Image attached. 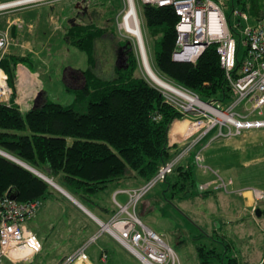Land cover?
<instances>
[{"label": "trees", "instance_id": "1", "mask_svg": "<svg viewBox=\"0 0 264 264\" xmlns=\"http://www.w3.org/2000/svg\"><path fill=\"white\" fill-rule=\"evenodd\" d=\"M253 2L230 0L229 7L255 15L259 10L256 5L250 7ZM143 12L149 30L159 38L157 74L165 81L197 92L206 102L221 106L231 103L236 94L222 67L217 44L210 45L196 63L177 62L173 52L180 17L174 7L146 4ZM88 29L71 27L66 39L92 53L93 41L102 35V29H94V37L83 36ZM129 57L127 70L121 71L118 78L105 79L91 69L82 71L85 85L75 92L72 104L63 105L46 98L22 112L18 106L0 103V148L54 176L66 189L88 202L122 176L132 174L143 182L151 179L176 154L175 144L170 143V131L182 114L166 102L159 88L135 75L137 59L132 52ZM242 60L238 51L234 77ZM28 61L27 57L19 56H7L0 61L14 91L16 67ZM194 169L193 163L177 166L164 182L163 201L167 200V192L170 202L175 197L205 198L218 192L199 193ZM50 189L51 185L42 177L0 155V196L9 192L20 202L42 200Z\"/></svg>", "mask_w": 264, "mask_h": 264}, {"label": "built area", "instance_id": "2", "mask_svg": "<svg viewBox=\"0 0 264 264\" xmlns=\"http://www.w3.org/2000/svg\"><path fill=\"white\" fill-rule=\"evenodd\" d=\"M53 1L55 0L31 3L29 0H12L0 3V15ZM141 1L148 5L172 6L179 15L180 21L176 26L178 37L173 52L175 61L196 63L210 45L217 44L222 67L236 95L230 104L221 106L217 102L202 100L197 92L178 84L176 85L181 94L193 100L192 102L186 103L180 95L163 93L166 102L175 107L182 114L183 121H186L187 127L182 135L183 148L163 163L156 174L144 184L137 188L120 190L128 196V200L120 203L115 199L117 212L109 220L111 225L115 226V231L105 229V223L100 221V230L91 237L89 243L108 233L142 264H177L175 249L159 233L145 225L137 212L138 207L158 184L166 182L189 154H194L196 167L203 173L212 170L205 164L206 147L198 145L206 136L214 134L212 141L231 139L242 136L247 131L264 128V16L258 18L255 24L237 23L232 28L225 13L230 0ZM134 4L138 13L136 0ZM233 15L245 22L250 18L245 11L238 8L233 10ZM124 16L121 28L125 30ZM237 30L240 41L234 34ZM11 42L8 32H0V61ZM242 45L246 47V51L238 75L234 77L232 74ZM12 94L8 74L0 67V103L9 101ZM213 172L217 178L199 184L198 189L201 192H229L232 180L223 179L218 171ZM250 191L255 201L264 202V191L256 188ZM42 205L41 199L20 202L9 192L0 196V264H3L4 260L13 263L29 262L42 251L41 239L26 226L27 222L38 214ZM119 224H124L127 228L124 230ZM18 252L26 253L16 256ZM75 261H89L86 246L71 255L65 264H73Z\"/></svg>", "mask_w": 264, "mask_h": 264}, {"label": "crops", "instance_id": "3", "mask_svg": "<svg viewBox=\"0 0 264 264\" xmlns=\"http://www.w3.org/2000/svg\"><path fill=\"white\" fill-rule=\"evenodd\" d=\"M9 1L12 0L0 1V3ZM66 1V7L61 6V4ZM93 1L94 0H55L24 10L6 12L0 15V32H8L14 43L11 45L9 51L7 50L2 59L7 56L27 57L29 59L28 62L19 63L17 65L15 91L12 89L13 94L5 104L9 106L13 104L18 106L22 112H27L36 105L44 102L46 98L49 99V94L46 89L54 79L52 77L53 67L48 61L45 50L49 47L48 42L51 40V37L56 38L54 36L61 33L58 28H63V25H59L58 28L55 27V31L59 32L52 34V29H50L51 23L53 22L57 25L60 22L64 24V32L61 33V38H57L59 40L64 38L63 34L67 36L70 31L69 29L74 26L88 27L91 31H89V29L86 30L83 36L94 37V35H96L93 28L95 24L92 23V19L90 21L87 15V12H93L92 4H95ZM97 2L99 3V1ZM227 9H229V7ZM79 11L81 13L79 16L81 22L75 25H69L67 28L66 23ZM53 12L57 15L56 17ZM245 12L250 16L248 22L234 16L233 11V21L232 18L226 14L232 28H234V25L237 23H241L242 25L255 24L258 16L255 18L254 14L248 11ZM55 18L57 20H55ZM85 21L86 23L84 24ZM238 40H241L240 34ZM63 42H65V38ZM81 75L83 76L82 73ZM76 76L71 78V82H73L71 84L76 83L78 80V78H75ZM70 88L74 87L70 86ZM38 96H41L39 100L37 99ZM186 125V121L180 120L175 121L172 125L170 143L175 144L173 151L176 153L180 152L183 148L182 135ZM259 130H264V128L253 131ZM253 131H248L247 133H252ZM256 133L262 134L261 137L264 138L263 131ZM213 136L214 134L206 136L198 144L199 147L209 144V147L204 151L205 161L208 157V151L213 145V142H211ZM189 163L195 165L194 171L197 187L199 184L214 178L209 172L203 173L196 167L193 153L184 158L180 164L188 165ZM245 165H247V163ZM220 166L222 167V165ZM197 171L198 173L200 172V178H197ZM39 172L52 179L55 184L72 196V198L69 197L62 190L49 183L51 189L42 199L43 205L41 209L33 219L27 222V228L35 232L41 239L43 243L42 251H44L45 246L47 247L49 242L54 243L53 252L61 250L66 242H70L72 237L79 235L80 239L77 244L72 247L70 256L80 248L86 246V253L89 256V261L87 263L75 261L73 264H132L131 255L133 254L110 234L104 233L99 236L96 241L92 243L89 242L91 237L99 232L100 221L108 222L117 212L115 199L120 203L127 202L128 196L125 193H121L120 190L137 188L145 182L132 174L122 176L106 185L103 190L93 196L92 201L88 202L66 189L54 176H50L42 171ZM229 179L232 180L229 192L216 190L218 192L212 193V195L208 197L204 198L202 196H197L194 197L195 199L189 201L188 205L190 206H188V208H190L191 220L195 225L194 227H190L191 230L189 231L194 234V238L190 240H180L183 241L182 243L178 241V245L180 246L179 250L176 249L173 243L166 240L177 253V264L264 263V203L259 205L255 218H253L251 207L255 200L253 193L250 191L251 189H246L238 185L239 180L237 182L233 178H228V180ZM241 191L243 192L240 193ZM198 192L202 193L200 190H198ZM149 197L148 195L145 198L146 200H144L147 201ZM144 200L143 202H145ZM143 209H145V207L142 206L140 210L141 216L144 215L142 212ZM247 218L255 220V230L252 229V234H250V238L253 240L248 243L244 242V239H241V241L238 242L236 241V237L239 240L240 234L245 236L249 235L244 232L246 229L242 226ZM215 219L218 221H215ZM247 228L251 229L249 227ZM229 235L232 236L229 237ZM63 257L64 256L61 255V257L56 260L59 261L60 258L62 259ZM32 258L27 263L32 262ZM67 258L62 259L60 263H56L65 264ZM135 263L138 264L137 262L133 264Z\"/></svg>", "mask_w": 264, "mask_h": 264}, {"label": "rangeland", "instance_id": "4", "mask_svg": "<svg viewBox=\"0 0 264 264\" xmlns=\"http://www.w3.org/2000/svg\"><path fill=\"white\" fill-rule=\"evenodd\" d=\"M97 1H99V3ZM93 3H95L92 4L93 12H87V15L90 21L91 19L93 20L92 23L95 24V26L93 27L94 29H102V35L97 37V39L93 41L92 53H89L87 50L84 51L79 49L75 44L71 42V40L66 39V35L64 34L63 36L65 38V42H63L64 38L61 40L57 39L61 38V33L64 32V24L60 22L57 25L53 22L51 23L50 29H52V34H56L59 32L55 31V29L58 28L59 25H63V28H58L61 33L57 34V36H54L56 38L51 37V40H49L48 42L49 47L45 50L48 61L53 67L52 77L54 79V81L50 82L51 84L48 85L46 89L49 94V100L63 105L74 103L76 99L75 92L78 91V89L83 88L85 85V80L83 78L84 75L82 76L81 73L82 71H86L88 69L94 71L96 75L99 74L103 76L105 79L118 78L121 71L125 72L127 70L126 66L128 64L121 62L122 59L118 57V49L122 47V45L128 46L131 52L136 56L138 66L135 75L137 77L145 78L153 86L159 88L162 93L167 92L166 90H163L162 88L155 85L149 79L142 65L139 47L135 38L126 33V31L121 28L122 18L127 11L126 0H94ZM66 4L67 1L63 2L61 6L66 7ZM136 4L138 8V15L141 21V28L144 36L143 39L147 50L149 64L157 73L155 57L156 45L159 41V38H156L153 35V33L149 30L148 25L146 24L143 12L144 4L142 3V1L136 0ZM255 5L259 10L257 11V13H255V18L257 16L258 17L256 19L263 17L264 0H254L250 7L252 8ZM225 11L227 16H230L233 21L232 10L230 9V7ZM80 14L81 13L79 11L76 15L69 19V22L66 23L67 28L69 25H75L76 23L81 22V19L79 18ZM54 15L55 17L57 16L56 14ZM55 20L57 19L55 18ZM85 23L86 21L84 22V24ZM238 31L239 30L234 32L237 39L239 37ZM76 39L81 38L79 37ZM83 42H87V39ZM12 44L14 43L11 42V45ZM19 44L21 45L20 42ZM11 45L9 46V49L11 48ZM245 51L246 47L242 45L240 50V58H243ZM73 76H76L75 78H78V80L76 81V83L71 84L73 83L71 82V78ZM70 86L74 88H70ZM68 88L72 91H69ZM40 98L41 96H38L37 99L39 100ZM179 120L183 121V118ZM259 131L264 132V130ZM259 131H253L254 133H247V131L243 133L242 136L233 139H218L212 141V137L211 142H213V145L212 148L209 149L207 157V160L209 161H205V164L212 169L209 170V173L214 178H217L213 171H218L219 175L225 180H228V178H233L237 182L239 180L238 185L246 189L258 188L259 190L262 189V191H264V138L261 137L262 134L256 133ZM205 147L207 149L209 147V144ZM0 150L3 151L2 153H4H0V155L6 158L10 156L8 159H14L13 157H16L1 148ZM246 163L247 165H245ZM220 165H222V167ZM199 174L200 172L198 173L197 171V178H200ZM165 187V183L158 184L150 192V197L147 199V201H145V199V202H141L142 205L140 203L137 212L140 215L141 207H145V209L142 210L144 215H140L144 223H146L148 227L157 231V233H160V235L165 238V240H169L171 243H173V245L176 246V249L179 250L180 246L178 245V241L182 243L183 241L180 240H190L194 238V234L190 233L189 231L191 230L190 227H194L195 225L191 220V214L189 212L190 208H188V206L190 205L188 204L191 199L195 198L190 197L188 199H180V197H175V199L170 202L168 200L170 199V194L167 192V200L163 201V189H165ZM261 203L264 202L255 201V203L252 205L251 214L253 215V218H255V214L258 211L259 205ZM215 221L218 220L215 219ZM242 226H244L246 229L244 230V232L249 235L245 236L243 234H240L239 240L236 237V241L239 242L241 241V239H244V242L249 243L253 240L250 238V234H252V229L255 230V220L247 218ZM247 227L251 229H248ZM230 236L232 235H229V237ZM79 239V235L72 237V240L70 242H66L61 250L55 252H53L54 243L49 242L47 244V247L45 246L44 251H42L36 257L32 258V262H15V264L60 263L62 259L70 256V254L72 253V247L77 244ZM61 255H63L64 257L62 259L60 258V260L57 261L56 259L61 257ZM131 256L132 264L134 262L141 264L133 255ZM3 264L13 263H11L9 260H4Z\"/></svg>", "mask_w": 264, "mask_h": 264}, {"label": "bare ground", "instance_id": "5", "mask_svg": "<svg viewBox=\"0 0 264 264\" xmlns=\"http://www.w3.org/2000/svg\"><path fill=\"white\" fill-rule=\"evenodd\" d=\"M36 1H45V0H29V2L31 3H35ZM47 1H50V0H47ZM126 3H127V11L124 16L123 27L125 28L128 34H130L131 36L135 38L137 45L139 47L140 56L142 59V65L149 79L155 85L162 88L163 90H166L167 92H170L176 95H180L182 98L185 99L186 103H190V101L192 102L193 100H189V98L181 94V91H179V88L176 85L172 84L171 82H166L152 69V67L149 64L147 50H146V46H145V42H144L143 34H142L141 21H140V18L138 17V13L135 8L134 0H126ZM104 223H105L104 224L105 229L110 230V231L111 230L115 231V226H112L109 221L104 222ZM119 227L123 228L124 230L125 228H127L124 224H119ZM24 253L26 252H18L16 256L19 254H24Z\"/></svg>", "mask_w": 264, "mask_h": 264}, {"label": "water", "instance_id": "6", "mask_svg": "<svg viewBox=\"0 0 264 264\" xmlns=\"http://www.w3.org/2000/svg\"><path fill=\"white\" fill-rule=\"evenodd\" d=\"M3 151L0 150L1 154ZM9 158V157H8ZM14 159L10 158L12 161H14L15 163L25 167L26 169L34 172L35 174H37L38 176L42 177L44 180H46L48 183H50L51 185H54L55 187L59 188L60 190H62L65 194H67L69 197L72 198V196L67 193L66 191H64L61 187H59L57 184L54 183V181L50 178H48L47 176L43 175L41 172H39L37 169H35L34 167L30 166L29 164L25 163L24 161H22L21 159L17 158V157H13ZM13 198H16V196L14 194L11 195ZM82 208H84L81 204H79ZM85 209V208H84Z\"/></svg>", "mask_w": 264, "mask_h": 264}, {"label": "flooded vegetation", "instance_id": "7", "mask_svg": "<svg viewBox=\"0 0 264 264\" xmlns=\"http://www.w3.org/2000/svg\"><path fill=\"white\" fill-rule=\"evenodd\" d=\"M130 52V48L126 45H122V47L118 49V57L122 59L121 62L127 63L128 59L130 58Z\"/></svg>", "mask_w": 264, "mask_h": 264}]
</instances>
